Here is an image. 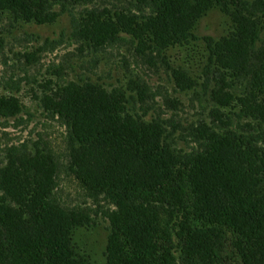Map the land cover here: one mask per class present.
I'll return each mask as SVG.
<instances>
[{"label":"trees","instance_id":"trees-1","mask_svg":"<svg viewBox=\"0 0 264 264\" xmlns=\"http://www.w3.org/2000/svg\"><path fill=\"white\" fill-rule=\"evenodd\" d=\"M93 1L0 0V13L43 24L67 12L79 38L95 47L128 36L161 55L172 45L204 40L215 86L224 70L244 79L252 68L253 89L264 86V2L131 0L134 8L107 9L100 20L97 9L85 8ZM81 5L75 19L72 9ZM217 7L232 10L243 27L220 41L197 36V22ZM64 84L46 108L72 125L71 141L84 147L77 161L82 174L96 180L108 169L103 190L118 206L110 214L107 264H264V107L256 98L228 115L220 132L204 130L203 146L185 152L167 144L169 135L158 126L151 132L130 125L120 93L92 80ZM24 110L17 97L0 95L4 116ZM50 191V184L35 186L10 169L0 174V264H89L70 245L71 229L52 231L58 218L45 197Z\"/></svg>","mask_w":264,"mask_h":264},{"label":"rangeland","instance_id":"rangeland-1","mask_svg":"<svg viewBox=\"0 0 264 264\" xmlns=\"http://www.w3.org/2000/svg\"><path fill=\"white\" fill-rule=\"evenodd\" d=\"M133 6L131 0H94L86 7L72 9V14L76 19L84 7L97 9L100 20H104L107 9L125 12ZM3 11L0 95L17 97L25 110L10 117L0 113V174L10 169L23 178L30 177L35 186L50 184L51 191L45 197L54 210L51 217L58 218L52 231L71 229L70 245L89 264L108 263L110 214L118 206L103 190L110 182L108 169L102 168L104 178H96L81 162V168L96 180L82 174L77 161L84 147L71 141L72 125L46 108L45 101L56 98L57 86L92 80L110 92L120 93L127 107L123 114L131 119L130 125L144 126L151 132L158 126L169 135L167 144L185 152L203 146L204 130L220 132L229 124L227 116L240 113L253 98L264 107V86L252 87L253 68L244 73V79L224 70L223 83L214 85L215 80L207 74L210 54L204 40L172 45L161 55L151 54L147 45H138L128 36L118 43L95 47L79 38L67 12H58L54 20L38 24L16 20ZM232 13L219 7L212 9L197 22L196 35H211L220 41L235 32L239 24L243 27L242 20L236 21ZM249 30L246 25L245 32ZM261 38L264 40L263 35ZM237 120L235 116L233 122ZM7 198L13 200L11 194Z\"/></svg>","mask_w":264,"mask_h":264}]
</instances>
